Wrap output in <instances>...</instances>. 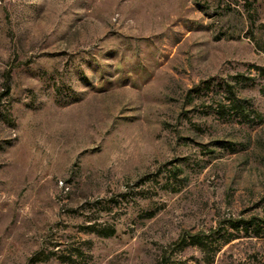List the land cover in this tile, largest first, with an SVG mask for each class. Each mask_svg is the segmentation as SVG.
<instances>
[{"label":"rangeland","instance_id":"1","mask_svg":"<svg viewBox=\"0 0 264 264\" xmlns=\"http://www.w3.org/2000/svg\"><path fill=\"white\" fill-rule=\"evenodd\" d=\"M250 1L0 0V264H264Z\"/></svg>","mask_w":264,"mask_h":264},{"label":"trees","instance_id":"2","mask_svg":"<svg viewBox=\"0 0 264 264\" xmlns=\"http://www.w3.org/2000/svg\"><path fill=\"white\" fill-rule=\"evenodd\" d=\"M246 3L248 4V6H252L251 1L250 0H245ZM252 17V15H250ZM231 96L228 97V101L230 103V109L232 110V112H234L237 115H244L245 114V106H244V101L239 98L237 95H235V93L232 90H229ZM235 225V224H234ZM99 231V235L103 236V237H109L115 234L116 229L112 226L110 227H104V228H100ZM188 242L190 243H196L199 245H202L204 243V238L200 237L198 234H189V235H184L182 234L179 238L178 241L176 242V245H178L179 247H182L183 245L187 244ZM80 253V251H79ZM39 255H35L33 258H31L32 261L38 259ZM69 263H74L77 264L74 260H71L70 258H68ZM159 264H167L166 259H164V261L162 263Z\"/></svg>","mask_w":264,"mask_h":264}]
</instances>
